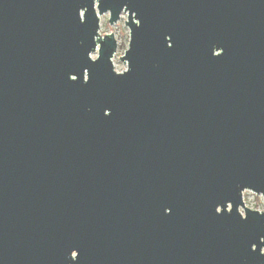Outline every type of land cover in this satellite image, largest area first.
<instances>
[{
	"label": "water",
	"instance_id": "obj_1",
	"mask_svg": "<svg viewBox=\"0 0 264 264\" xmlns=\"http://www.w3.org/2000/svg\"><path fill=\"white\" fill-rule=\"evenodd\" d=\"M246 191L264 0H0V264H264Z\"/></svg>",
	"mask_w": 264,
	"mask_h": 264
},
{
	"label": "rangeland",
	"instance_id": "obj_2",
	"mask_svg": "<svg viewBox=\"0 0 264 264\" xmlns=\"http://www.w3.org/2000/svg\"><path fill=\"white\" fill-rule=\"evenodd\" d=\"M109 14H105L101 17V34L106 35L114 33L118 41V50L113 58L115 70L117 72H123L127 70L128 64L122 60V57L129 48L130 43V30L126 26L128 15L124 14L119 22L114 25L109 23ZM92 57L96 59L98 57V51L93 53ZM244 201L246 206L253 210L264 212V197L258 195L252 191H246L244 193ZM241 211H243L241 209Z\"/></svg>",
	"mask_w": 264,
	"mask_h": 264
}]
</instances>
